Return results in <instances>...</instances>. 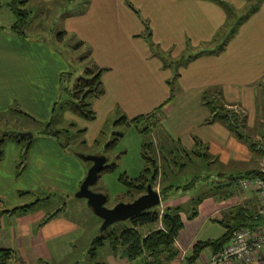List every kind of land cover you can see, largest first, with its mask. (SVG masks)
Here are the masks:
<instances>
[{
	"label": "rangeland",
	"instance_id": "obj_1",
	"mask_svg": "<svg viewBox=\"0 0 264 264\" xmlns=\"http://www.w3.org/2000/svg\"><path fill=\"white\" fill-rule=\"evenodd\" d=\"M6 1L9 0H0V14L10 20L2 19L0 24L9 32L14 15ZM26 7L31 10L30 24L27 36L20 39L39 41L41 53L55 49L67 63L68 69L63 72L69 74L62 82L59 76L56 87L44 76L35 91L14 92L7 97L6 103L0 105V139L9 131L16 135L31 133L32 138L21 142L5 138L0 148L21 150L18 170L25 169L29 152L47 155L35 158L28 167V175H33L35 181L41 179L39 185L35 183L38 187L31 193L32 199L41 198L45 210L65 206L67 214L72 216L78 203L86 206L85 199L75 197L91 165L81 155H103L106 165H115L111 170L100 172L97 182L90 187L106 195L105 206L129 202L143 194L145 191L128 188L129 182H133L145 166L142 144L147 141L154 142L152 155L160 165V172L152 182L161 199L160 205L152 209L157 210L160 217L167 204L180 206V215L188 217L197 197L219 192L214 187V175L223 166L217 159L210 164L201 156L197 165L194 159L172 156L178 163L184 160L187 164L180 167L169 155V160H165L161 151L159 138L165 123L178 122V81L181 75L186 82L191 80L188 76L191 66L182 71L190 62L200 66L202 77L210 75L211 70V75L218 80L242 82L255 92L252 106L243 109L247 124L237 127L248 153L240 154L241 149L238 150L233 164L227 163L223 172L237 174L250 166L258 168L260 157L251 153L249 143L258 140L261 133L256 131L260 132L264 123V0H28ZM60 31H65L62 39L57 35ZM84 54L88 55L81 59ZM90 64L102 71L101 93L89 100L93 117L87 118L70 112L64 103L69 97L67 90ZM173 99L174 108L166 115L165 107ZM232 110L242 123V109L235 106ZM64 128L67 132L58 137L45 134V130ZM27 140H30L28 148ZM148 155L151 156V151ZM194 168L196 171H192ZM194 175L208 177L198 180L186 191L189 197L186 203L181 190L171 189L167 199L161 196L162 188L173 180L175 184L184 185ZM229 191L233 192L234 188ZM26 194H22L23 197ZM45 197L46 202L42 199ZM220 217L225 219L227 215L222 213ZM130 224V220H126L113 223L111 227L117 232ZM159 228H162L161 220L137 230L145 235ZM203 231L206 234L203 238H217L225 228L217 222H208ZM86 238L85 235L75 246L71 258L64 264L76 261L112 264L107 243L98 249L96 259L83 253L90 248ZM173 246L177 255L171 262L177 258L178 262L185 263L186 255L179 252L176 240ZM118 257L116 260L124 259L126 263L122 255ZM150 260L143 255L127 262L143 264Z\"/></svg>",
	"mask_w": 264,
	"mask_h": 264
},
{
	"label": "crops",
	"instance_id": "obj_2",
	"mask_svg": "<svg viewBox=\"0 0 264 264\" xmlns=\"http://www.w3.org/2000/svg\"><path fill=\"white\" fill-rule=\"evenodd\" d=\"M3 17L0 14V20H10L7 15ZM40 50L41 43L39 41L34 39L22 40L7 32L3 23L0 24V105L6 103L7 97L14 92L35 91L39 81L41 82V78L44 76H48L50 82L56 87L59 74L68 69L67 63L55 49L47 50L46 53H41ZM190 66L192 71L188 76L191 77V80L186 82L181 75L178 81V98L176 99L178 122L174 124L170 120L165 123L164 131H161L159 138L161 145L167 149L166 156H181L184 160L194 159L197 165L200 158L195 152L202 150L207 155L205 158L207 162L212 164L217 159L224 167L237 158L238 150L241 149L240 154H246L248 149L242 143L241 138H238L228 128L226 122L221 119H216L213 122L208 121L210 111L205 100L216 98L218 105L235 113L236 111L232 108L239 106L242 109L240 117L243 122L241 124L246 125L247 120L243 109L252 106L254 99H256L255 92L246 88L242 82H230V80L223 78L218 80L215 75H211L209 68L210 75L202 77L200 66L195 62L186 64L182 71L189 69ZM202 66L204 65L202 64ZM221 74L223 75V71ZM201 79L204 81L200 83ZM204 95L208 98L205 97L204 99ZM174 100L167 103L166 115L174 108ZM1 110L0 108V112ZM259 131H256L258 134L261 133L258 139L264 133V123H262ZM252 144L253 141L251 140L249 143L250 149H252L251 153L258 157L259 154L253 149ZM20 151L18 148L3 149L0 157V249H10L13 252L8 264H64L71 258L70 255L74 252L75 246L80 243L85 235L87 244L90 243L91 245L93 239L99 234L101 220L92 215L91 210L87 209L89 207L83 203H78L72 210L75 211V215L70 216L67 214L65 206L48 211L41 206V198L32 199L31 193L38 187L41 179L35 181L33 175H28V167L31 166V162L35 158L47 155H41L42 153L36 155L33 151V153L29 152L25 169L18 170L16 165ZM184 160L179 163L182 167L187 166ZM242 160L244 161L243 158ZM223 167L218 170L219 175H215L216 186L227 182L221 177L223 174L227 175L223 172ZM252 169L256 170V167L250 166L233 175H240ZM192 171H196V169L194 168ZM43 179H45V183L48 182L46 178ZM172 183L175 184L176 181L173 180ZM232 188L236 190L235 194L231 192L223 194V190L208 193L198 203L196 215L192 217L181 215L183 225L176 237L180 253L190 254L192 245L197 240L215 239L203 238L206 235L203 229L208 222L224 219L220 217V214L223 213L229 217L231 213L239 210V207L247 214H254L257 204L255 194L246 193L236 187ZM26 192V196L23 197L22 194ZM182 197L184 203L189 201L186 191L183 192ZM42 199H45V202L48 201L46 197ZM35 200L38 201L34 206L25 211L12 210L15 206ZM84 252L88 253V250L85 249ZM212 253L210 249H204L200 257L192 264L205 261ZM107 254L113 260L112 264L124 262V259L116 260L118 255L112 254L108 249ZM128 262L126 260L124 264H128ZM73 264L87 263L76 261ZM170 264L185 263L183 260L178 262L176 258Z\"/></svg>",
	"mask_w": 264,
	"mask_h": 264
},
{
	"label": "trees",
	"instance_id": "obj_3",
	"mask_svg": "<svg viewBox=\"0 0 264 264\" xmlns=\"http://www.w3.org/2000/svg\"><path fill=\"white\" fill-rule=\"evenodd\" d=\"M28 0H9L6 1L7 8L14 15V20L12 21L9 27V33L18 37L25 38L27 36L26 29L30 24V16L31 10L26 7ZM3 29V28H2ZM65 34V31H60L57 33L59 39H62V35ZM88 54H84L81 56V59H85ZM101 70L96 69L93 64L89 66H85L83 74L78 76L75 79L71 89H68L67 92L69 97L65 101V107L72 113L78 114L87 118H92V111L90 109V99L99 95L101 93L100 90V75ZM69 73H61L60 74V82L62 79L66 77ZM208 98L207 96H203ZM205 104L208 106L210 111V116L208 118L209 122H213L216 119H221L226 122L228 128L238 137L241 138L242 135L240 131H238L237 127L240 126L241 123L238 121V116L235 112H232L228 109H225L223 106L218 105L216 102V98L205 100ZM45 134H55L57 137L62 132H67L66 128L64 129H55V130H45ZM5 138H14L18 142L24 140V138H20L14 132H5L3 137L0 139V146L3 144ZM255 143L251 145L253 149H255ZM30 145V140H27L26 147L28 148ZM154 142L147 141L142 144V154L145 161V166L141 173L135 178L132 182L130 181V188L137 189L138 192L146 191V184L153 182L155 177L160 172V165L158 160L152 155L154 152ZM162 155L165 160H169L166 156L167 149L164 145H161ZM148 151H151V156L148 155ZM195 152V151H194ZM170 153V152H169ZM197 156L199 158L203 156L207 157L205 152L197 151ZM2 156V149L0 148V157ZM171 159L175 164L180 165L173 157ZM177 162V163H176ZM115 165H104L103 170H111ZM165 173V172H164ZM100 174V173H99ZM257 169H252L250 171H246L240 175H225L223 174L221 177L226 179V183L215 185V188L219 190H223V194L226 192H231L235 194L236 190L229 191V188L236 187L238 189V181L244 177L256 176L258 175ZM216 175V174H215ZM214 175V176H215ZM219 174L217 173V176ZM208 176L199 177L194 175L189 183L184 185L173 184L170 182L164 188H162L161 196L167 197L172 189L173 190H181L187 191L189 188L194 187L198 180H205ZM99 178V176H98ZM147 182V183H146ZM236 182V183H234ZM222 183V182H221ZM234 183V184H233ZM129 191V190H128ZM202 200V197H197L195 201V205L192 208V213L189 217L196 215L197 210L196 207L198 203ZM30 202L27 204H22L19 206H15L12 210H22L25 211L37 202ZM180 206H171L166 205L163 211V214L159 215L158 211L155 209H149L144 212H141L132 218H130V225H124L121 227L119 231H114L113 227L109 226L104 231H99L98 236H96L91 242L90 248L88 250L89 257L91 259L95 258V255L98 253L97 250L102 247L105 243H107L109 250L114 255L123 256L127 261H133L143 255H147L150 257V261H146L143 264H170V262L177 255V251L175 250L173 243L176 240L178 232L182 228V219L180 215ZM161 220L162 228L150 230L145 235H141L137 230V227H143L145 225L154 224ZM218 223L222 224L225 228V232L215 239H205V240H197L192 245L190 254L186 255L185 264H192L196 261L202 251L206 248L210 249L213 253L218 252L224 243L229 238L230 234L233 230L242 227V226H250L255 227L258 226V218H255L253 214H247L241 207L239 210H236L231 216L216 220ZM13 252L10 249H0V264H8V261L12 258ZM148 262V263H147ZM87 264H106L103 261H95L93 263Z\"/></svg>",
	"mask_w": 264,
	"mask_h": 264
},
{
	"label": "built area",
	"instance_id": "obj_4",
	"mask_svg": "<svg viewBox=\"0 0 264 264\" xmlns=\"http://www.w3.org/2000/svg\"><path fill=\"white\" fill-rule=\"evenodd\" d=\"M260 161L258 175L239 179L238 188L257 198L254 217L258 226H242L232 231L221 249L197 264H264V133L255 143Z\"/></svg>",
	"mask_w": 264,
	"mask_h": 264
},
{
	"label": "water",
	"instance_id": "obj_5",
	"mask_svg": "<svg viewBox=\"0 0 264 264\" xmlns=\"http://www.w3.org/2000/svg\"><path fill=\"white\" fill-rule=\"evenodd\" d=\"M20 138H32L31 133L22 132L17 134ZM84 161H89L87 173L81 181L75 197L85 199L86 205L97 216L101 223L99 230L104 231L113 223L129 220L133 216L160 205V194L152 187L151 183L146 184V191L129 202L119 201L112 207L105 206L107 197L105 194L90 189L98 180L99 173L106 163L103 155H81Z\"/></svg>",
	"mask_w": 264,
	"mask_h": 264
}]
</instances>
